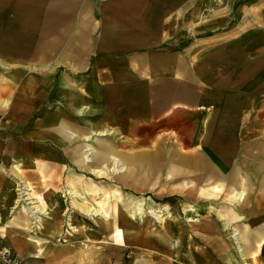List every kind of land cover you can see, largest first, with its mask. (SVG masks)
<instances>
[{
    "label": "crops",
    "instance_id": "obj_1",
    "mask_svg": "<svg viewBox=\"0 0 264 264\" xmlns=\"http://www.w3.org/2000/svg\"><path fill=\"white\" fill-rule=\"evenodd\" d=\"M234 1L239 11L221 8L191 37L195 9L212 0H0V244L17 258L35 251L12 188L66 201L93 182L76 162L91 144L135 173L148 149L176 153V179L183 161L193 181L245 175L251 203L215 219L204 249L230 227L246 260L231 249L229 264H264V0Z\"/></svg>",
    "mask_w": 264,
    "mask_h": 264
},
{
    "label": "rangeland",
    "instance_id": "obj_2",
    "mask_svg": "<svg viewBox=\"0 0 264 264\" xmlns=\"http://www.w3.org/2000/svg\"><path fill=\"white\" fill-rule=\"evenodd\" d=\"M246 1L251 0H242L240 3ZM237 4L234 0H212L205 7L195 9V12L199 10L200 16L198 19L195 17V20L190 22L191 37L197 35L199 21L210 18V15L214 16L221 8L224 14H231L232 11L235 13L236 10L239 11L238 7L240 5ZM101 137L110 139L111 135L110 137L108 135ZM91 142L95 144L93 140ZM118 152L124 154L127 158L135 157L133 148L120 149ZM142 152L143 158L141 160L137 158L140 160L139 166L135 165L137 173L132 171V166H134L132 162H127V168L122 171H110L107 179L98 177L90 168L79 170L80 173L87 174L93 179L88 187L86 183L89 182H84L86 188L79 190L85 195V209L90 210L96 207V203L101 202L108 210V216L111 219H116L115 222L118 226L138 228L139 225H145L134 240H129L130 243L127 240L122 243L112 242L107 236V231L97 226V220L103 218V216H88L81 212L80 208H83V206H78L81 203H77L76 199L66 194L67 188L62 189L64 190L63 195L66 194L65 204L58 209L55 217L56 228L59 233L53 238H49L51 228L48 227H50V224L48 222L42 223V227L38 228L34 224L35 220L22 211L26 208H22V206L24 207L25 196L20 194L22 193L20 180L12 188V191L17 193L13 208L17 210L16 214H18L20 223L27 224L31 230L39 231L41 240L36 241L27 229L35 251L31 255L22 258H17L16 251L5 245V243L2 242L0 246L9 249L12 256L21 261L20 264H218L219 261L213 254L212 249L223 251L218 254V258L225 255L224 264H229L227 252H224L219 244L215 247L209 241L212 246L210 247L211 250L204 249V245L207 247L206 243L208 242L206 235L204 236L203 233L213 229L214 226H211V224L214 223L215 219L217 220L220 217L226 219L227 223L230 221L229 211H237L238 207L251 203V195L249 194H252V182H249L245 175H241L238 181V175L224 173L222 181L215 182L213 176L207 172L204 175L205 180L193 181L189 179L193 177L188 173L190 169L186 167L185 161H183L184 175L181 179H176L168 172V166L173 160V156L176 155L175 152H169L170 161L165 159V153L163 152L148 149ZM151 152L154 156L160 153V157H157V159L154 156L151 157ZM156 161H158L157 164ZM76 162L80 168L85 169L81 167L78 161ZM89 165L92 167L97 166L94 162H90ZM181 182L183 183V189L174 191L176 187L182 184ZM237 191L238 193H236ZM32 195L39 202V205L52 207L54 205L58 206L60 203L56 197L55 204H52L46 197L38 195L33 188ZM20 203L22 205L19 207ZM169 204L177 210V213L170 216L166 210L163 211L165 220L163 225H165L167 232V236L164 238L154 234L155 232L151 233V227L146 222L152 220L157 228L160 227L162 224L154 219L148 211L150 208L163 210ZM189 206H193L195 211L192 212ZM137 207H141L143 213L135 216L133 214ZM237 217L238 215H235V218ZM75 218L85 223L84 225L87 227L86 235L72 231L70 224L75 225ZM189 218H192V220ZM235 226H238V224H235ZM68 227L69 229L66 231ZM152 230L154 229L152 228ZM232 234L233 230L229 227L223 233L225 239L217 236V240H222L224 245L229 246L240 261L244 263ZM85 236L90 240L86 245L83 244ZM129 245H132V250L126 249ZM123 249H126V251L119 252ZM111 259L114 260L111 261ZM0 264H3L1 260Z\"/></svg>",
    "mask_w": 264,
    "mask_h": 264
},
{
    "label": "bare ground",
    "instance_id": "obj_3",
    "mask_svg": "<svg viewBox=\"0 0 264 264\" xmlns=\"http://www.w3.org/2000/svg\"><path fill=\"white\" fill-rule=\"evenodd\" d=\"M102 132V131H100ZM104 132V131H103ZM107 133V132H106ZM101 135V134H100ZM88 138H92V136H88ZM97 140V138H96ZM81 159L80 161H78L81 165H85V166H90L89 163L90 162H95V164H98V167H91V171L93 173H96L98 177L100 178H109V174L110 171H122L125 168H127L126 166V162L123 161L117 154H115L114 152H104L102 153L99 149H96L93 145L91 144H85L84 148H81ZM100 156H103V160L102 161H93L96 157L99 158ZM21 185V191L25 197V203L23 204L24 207L22 206V208H26V210L22 209L23 212H26L27 214L30 215V217H32L33 220H35L34 224L39 228L42 227V223H49L51 228V233H50V237L49 238H53L57 233H59V231L56 228V221H55V217H56V213L58 211V209L63 205V201L60 202V204L58 206H54V207H48L47 205L43 206V205H39V202L35 200L34 196L32 195V189L30 187V185L27 182H22ZM19 185V186H20ZM19 189V188H18ZM238 193V191L236 192ZM63 195V194H62ZM67 195H70L71 198L76 199V202H80L81 204L78 206H83V208H80L81 212H83L84 214L88 215V216H97V215H101L103 216V218H100L97 220V226L105 231H107V236L110 238V240H112V242L114 243H122L125 240H127L129 243L131 240H134V238L136 237V235L144 228L145 225H139L138 228H132V227H128V228H124V227H120L116 224L115 220L116 219H111L108 214V210H106L104 203L98 202L96 203V207H93L90 210L85 209L86 205H85V195H83L80 191L76 190V189H70L67 192ZM21 196V195H20ZM234 197V196H233ZM60 198V196L58 197ZM22 205V203H20L18 206L20 207ZM88 205V204H87ZM85 206V207H84ZM191 207V211L194 212L195 208L193 206H189ZM167 211L168 215L172 216L173 213H177V210L175 208H172L169 205H167L163 210L161 209H155V208H150V210L148 211L149 214H151V216L154 219H157L159 223H161L162 225L160 227H156L154 222L152 220H145L146 224L150 225L151 227V233L157 234L161 237H166L167 236V232H166V228L164 222V218H163V211ZM188 210V209H187ZM143 210L141 207H137V210L134 212L133 215L138 216L139 214H142ZM132 216V215H131ZM51 219V220H50ZM104 219V220H103ZM106 219V220H105ZM190 220H192V218H189ZM74 223L75 225H72V223L70 224L72 227V231L77 233V234H81V235H86V229L87 227L84 225L85 223L83 221H80L78 219H74ZM7 225L5 224H0V228L4 229L6 228ZM152 228L154 230H152ZM26 229V228H25ZM36 230H31L29 229L28 232H30L32 234V236L37 239L38 235H39V231ZM236 234V233H235ZM235 234H233L235 236ZM85 241H84V245L87 244V242H89V238H87V236H85ZM83 239V240H84ZM237 239V234H236V238ZM38 240V239H37ZM130 240V241H129ZM214 240V239H213ZM236 241V240H235ZM210 242L217 247V244L220 245L221 249L224 250V252H227V257L229 260H231L232 258V253H231V249L229 248V246L224 245L222 240H217L215 241H211ZM222 242V243H221ZM236 243L239 244L238 241H236ZM240 245V244H239ZM239 247V246H238ZM242 253V256H244V260H246V251L243 248H240L239 250ZM247 264V263H246Z\"/></svg>",
    "mask_w": 264,
    "mask_h": 264
},
{
    "label": "built area",
    "instance_id": "obj_4",
    "mask_svg": "<svg viewBox=\"0 0 264 264\" xmlns=\"http://www.w3.org/2000/svg\"><path fill=\"white\" fill-rule=\"evenodd\" d=\"M69 227L66 231H68ZM0 260L3 264H20L21 261L17 260L15 257L12 256L11 251L6 247L0 246Z\"/></svg>",
    "mask_w": 264,
    "mask_h": 264
}]
</instances>
